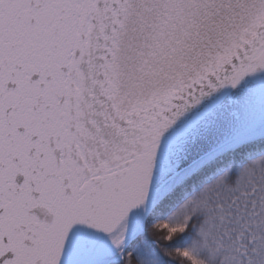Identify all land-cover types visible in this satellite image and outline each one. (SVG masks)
<instances>
[{"label":"snow or ice","instance_id":"snow-or-ice-1","mask_svg":"<svg viewBox=\"0 0 264 264\" xmlns=\"http://www.w3.org/2000/svg\"><path fill=\"white\" fill-rule=\"evenodd\" d=\"M0 264H264V0H0Z\"/></svg>","mask_w":264,"mask_h":264}]
</instances>
